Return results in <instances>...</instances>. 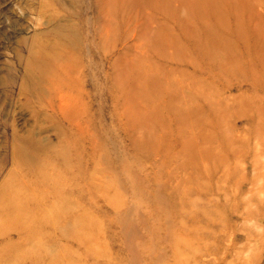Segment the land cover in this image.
Here are the masks:
<instances>
[{
  "label": "rangeland",
  "instance_id": "374dc122",
  "mask_svg": "<svg viewBox=\"0 0 264 264\" xmlns=\"http://www.w3.org/2000/svg\"><path fill=\"white\" fill-rule=\"evenodd\" d=\"M199 1L0 0V264H264V0Z\"/></svg>",
  "mask_w": 264,
  "mask_h": 264
},
{
  "label": "bare ground",
  "instance_id": "6f19581e",
  "mask_svg": "<svg viewBox=\"0 0 264 264\" xmlns=\"http://www.w3.org/2000/svg\"><path fill=\"white\" fill-rule=\"evenodd\" d=\"M232 2H234L233 0H221V5H226V6H228L227 7V9H228V11L229 10H231L229 7L230 6H232ZM196 3V2H195ZM216 3V2H215ZM185 4V3H184ZM192 4V3H191ZM197 4V3H196ZM195 5V4H194ZM220 5V6H221ZM192 6V5H191ZM217 6V5H216ZM197 9L195 10V11H197V12H193L192 13V15H191V18L192 19H196V20H198V21H204L205 19H207V15L205 16L203 13H202V11H201V9H204V8H210L211 7V3H209V1H207V0H200L199 1V3L197 4ZM221 7H223V6H221ZM224 8H225V6H224ZM192 9V8H191ZM213 9V8H212ZM216 9V8H215ZM232 9H233V7H232ZM234 10V9H233ZM218 11V10H217ZM219 12V11H218ZM206 13V12H205ZM210 14H211V18H213V19H215V17H216V20L218 19L219 20V16H218V13H215V12H210V13H208V15L210 16ZM241 14V13H240ZM238 15V14H237ZM218 16V17H217ZM240 18H241V16H239ZM236 18H238V17H236ZM209 19H210V17H209ZM217 48V47H216ZM204 51H213V52H215V51H218L217 49H215V48H207V49H205ZM217 57H219V56H217ZM217 57H203L202 56V59H204L203 60V64L205 65V68H206V65H208V66H211V67H216V70L218 69V71L220 72V73H223L224 71L222 70V68H220L221 67V64L220 63H218L217 62ZM199 59L201 58V57H198ZM223 58H225V57H223ZM165 59H167V57H165ZM171 59H174V57L173 58H171ZM199 59H197V60H199ZM232 59V58H231ZM231 59H229V64H225L226 65V67L227 68H229L230 66L229 65H231V67L229 68L231 71H235L234 70V68H233V64H234V61L235 60H231ZM168 61H170L169 59H167ZM176 60V59H175ZM221 60V59H220ZM176 62H177V60H176ZM179 63H180V61H178ZM197 62V61H196ZM224 62V61H223ZM133 63H138L139 64V67H140V69L139 70H142V72L140 73V72H138V73H140V75H138V73H137V75H124L126 78H120V80L118 79V78H115V80H114V84H113V87L115 88V90H117V91H121L122 92V94L125 96L124 97V103H125V105H127L128 106V104H130L129 103V98H130V96H128V93H131L132 94V92H130V90L132 89V86H133V82H135V84L137 85V86H139L140 85V83H139V81H142V82H144L145 84L146 83H149V82H145L146 81V79H148L149 78V75H151V74H153V73H151L150 72V70L147 68V70H149V71H147L146 70V68H145V66H144V62L143 61H141V62H133ZM197 65H198V63H196ZM223 64V63H222ZM187 65V64H186ZM191 66H193L192 64H190ZM224 65V66H225ZM196 66V65H195ZM195 66H193V67H195ZM134 67H135V64H134ZM223 67V66H222ZM137 69H138V67H137ZM136 69V70H137ZM153 70V69H152ZM151 70V71H152ZM155 71V70H154ZM159 71V70H158ZM226 71V70H225ZM127 72V71H126ZM135 73V72H134ZM263 77H264V71H263ZM154 75H156V74H154ZM157 76V75H156ZM153 77V76H152ZM155 78V77H154ZM150 79V78H149ZM156 79H158V77H156ZM194 79H195V77H194ZM113 81V80H112ZM148 81V80H147ZM195 81V80H194ZM125 83H129L128 84V86L127 87H125ZM137 83H139V85L137 84ZM158 83H160V82H158ZM162 84H163V82H161ZM171 83V82H170ZM170 83H168L169 84V88L167 87V90L168 89H170L171 91H173L172 92V95H173V93L174 94H178V93H176V92H174V91H177L178 89L176 88V85L174 84V86H171L170 85ZM196 83H198L197 81H196ZM125 84V85H124ZM152 83H150V85H149V87H150V92H148V89H147V92H148V94L156 101V98H155V93H158L157 92V90H158V88H160L161 87V91H163V89H164V92H165V90H166V87L164 88V86L165 85H168L166 82H165V84L162 86V85H159V87H158V85H157V87H155V84L154 85H151ZM179 84H181V83H179ZM141 85H142V83H141ZM140 85V86H141ZM147 85V86H148ZM140 86L138 87L139 89H140ZM143 86H146V85H143ZM137 88V87H136ZM180 88V87H179ZM142 89V88H141ZM143 89H145V87H143ZM143 89H142V91H143ZM176 89V90H175ZM181 89V88H180ZM133 90H135V87H134V89ZM166 90V91H167ZM140 91V90H139ZM171 91H169L168 90V92H170V93H168V94H166V95H170L171 94ZM136 92H138V89H136ZM178 92H179V90H178ZM135 92H133V94H134ZM159 93H160V91H159ZM181 95H183V92H182V90H181V92H179ZM198 93V92H197ZM133 94H132V96H133ZM163 94V93H162ZM179 94V96H180V98H179V100H181V102H182V104H184L185 102H189V104L191 103L192 104V100L193 101H195V103H198L200 100V98L198 97V96H195V95H193V97H191V98H187L188 96H186V98H182L183 96H181ZM137 95H139V93L137 94ZM175 95V96H176ZM131 96V97H132ZM140 96V95H139ZM134 97V96H133ZM138 97V96H137ZM157 97V96H156ZM159 97V96H158ZM178 97V96H177ZM150 98V97H149ZM182 98V99H181ZM158 100H159V98H157ZM166 99H167V97H166ZM141 100V99H140ZM179 100H178V98L177 99H175V98H171V99H168V103L166 104L165 103V105L164 106H162L161 108H162V110L161 111H163L162 113H164V115H167V116H169L170 118H180V117H182V115L184 114H186L185 112L184 113H182V112H180L179 110H181V108L178 110V108L177 107H180L181 105H180V103H179V106H178V102H179ZM131 101V100H130ZM145 101V100H144ZM164 101V100H163ZM158 102V101H157ZM167 102V101H166ZM137 103H139V102H137ZM151 103V102H150ZM133 104V103H132ZM147 104L149 105V103L147 102ZM164 104V103H163ZM194 104V103H193ZM155 105H156V103H155ZM197 105V104H196ZM136 105H134V107H135ZM146 106V105H145ZM159 106V105H158ZM177 106V107H176ZM189 106V105H188ZM198 106V105H197ZM156 107V106H155ZM183 107V106H182ZM190 107V106H189ZM133 108V107H132ZM184 108V107H183ZM192 108V107H191ZM127 109V108H126ZM131 109V108H130ZM142 109H143V106H142ZM210 109L213 111V113H214V116L215 117H217V115H216V113H215V108H214V106L212 105L211 107H210ZM148 110L150 111V112H152V113H149L150 115H154L153 113H156V112H154V110L152 109V108H149V106H148ZM185 110V109H184ZM194 111V110H193ZM195 113H196V115H198V119H201V112H199V111H195ZM188 114V113H187ZM186 114V115H187ZM160 116V115H159ZM158 116V117H159ZM142 117V116H141ZM163 117V116H162ZM189 117V116H188ZM186 118V119H188L189 120V118ZM151 118V117H150ZM185 118V117H184ZM174 121V120H173ZM189 121H187L186 123H188ZM193 122V121H192ZM200 121L199 120H197V122L195 123V122H193V123H189V125H187V126H185V124L184 125H182L181 127H177V131L179 132V135H183V134H186V133H188L190 130H191V128H195V126L199 123ZM177 124V123H176ZM181 124H182V122H181ZM181 124H179V125H181ZM160 126H161V124H160ZM165 127V126H164ZM31 199H32V197H31ZM3 207H5V205L4 204H0V209L1 210H3ZM32 210V209H31ZM34 210V209H33ZM19 211V210H18ZM45 211V210H44ZM13 212V211H12ZM30 212V211H29ZM18 213H20V212H18ZM45 213V212H44ZM28 214V213H27ZM26 214V215H27ZM43 215V214H42ZM15 216V215H14ZM26 219H24V221H25ZM22 221H23V219H22ZM21 221V222H22ZM38 222V221H37ZM38 223H40L41 225H44V223H43V221H40V222H38ZM16 227V230L18 229L19 231L18 232H21L23 229H25V224H17V225H15ZM0 232H1V230H0ZM20 234V233H19ZM3 235V234H2ZM18 243V242H17ZM29 246H30V244H29ZM13 257V256H12ZM53 262H54V260H53Z\"/></svg>",
  "mask_w": 264,
  "mask_h": 264
}]
</instances>
